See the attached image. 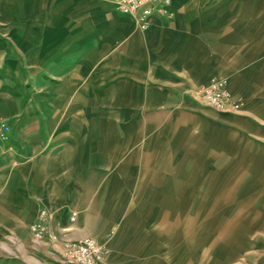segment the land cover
<instances>
[{
    "label": "crops",
    "instance_id": "crops-1",
    "mask_svg": "<svg viewBox=\"0 0 264 264\" xmlns=\"http://www.w3.org/2000/svg\"><path fill=\"white\" fill-rule=\"evenodd\" d=\"M154 6L142 30L110 1L0 0V264L85 237L102 264L264 262L241 238L264 205V0ZM214 77L239 111L199 101Z\"/></svg>",
    "mask_w": 264,
    "mask_h": 264
},
{
    "label": "built area",
    "instance_id": "built-area-1",
    "mask_svg": "<svg viewBox=\"0 0 264 264\" xmlns=\"http://www.w3.org/2000/svg\"><path fill=\"white\" fill-rule=\"evenodd\" d=\"M110 1L115 8L124 14L133 16L140 29L148 27L149 17L154 12L156 0H103ZM169 0H164L168 3ZM199 101L215 110L237 112L241 108V102L234 99L227 89V81L224 78H212L202 89ZM10 126L0 119V143L8 138ZM76 212H71V220H74ZM52 218L51 212L43 208L29 229L34 240H41L48 232V223ZM106 250L93 238L85 237L75 241H64L60 259L64 264H102Z\"/></svg>",
    "mask_w": 264,
    "mask_h": 264
},
{
    "label": "rangeland",
    "instance_id": "rangeland-1",
    "mask_svg": "<svg viewBox=\"0 0 264 264\" xmlns=\"http://www.w3.org/2000/svg\"><path fill=\"white\" fill-rule=\"evenodd\" d=\"M256 199L257 198L255 197L232 198V200H236L237 204H238V200H242V201L247 200L246 204L248 211L250 210V207L255 206L254 201ZM258 200L264 201V197H259ZM254 211H250L246 213L247 228L245 231L241 230V238H242V242H244L243 247L246 248V256H264V205L262 206V204H260L258 206V211L256 212ZM231 214L233 215V213ZM219 231L220 230L217 229L214 230L200 229L199 232L200 244L203 240H207V236L209 232L218 233ZM237 232H238L237 230H233V229L230 230V233L231 234L234 233V235H236ZM260 261L261 259L259 260L258 257L255 262L248 261V264H260ZM262 264H264V262Z\"/></svg>",
    "mask_w": 264,
    "mask_h": 264
}]
</instances>
